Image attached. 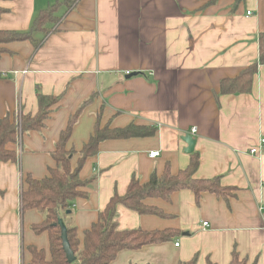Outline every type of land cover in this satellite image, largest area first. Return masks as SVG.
<instances>
[{
	"label": "crops",
	"instance_id": "0c3cea01",
	"mask_svg": "<svg viewBox=\"0 0 264 264\" xmlns=\"http://www.w3.org/2000/svg\"><path fill=\"white\" fill-rule=\"evenodd\" d=\"M65 0H0V31L24 32L38 14ZM63 6L59 26L34 33L35 41L4 45L0 55V121L37 115L38 95L58 96L41 131L20 132L8 146L16 162L0 165V264H30V246L51 258L49 233L38 234L46 213L21 212V193L30 174L37 180L56 167L53 154L70 119L79 117L68 149L80 152L101 127L130 124L157 129L145 138L102 141L81 170L95 178L75 201L64 222L81 242L115 195L131 180L146 184L169 164L173 175L200 156L195 178H220L227 198L177 191L168 200L147 198L164 213L139 215L120 205V230L178 231L171 241L124 250L111 264H231L232 254L247 264H264V65L247 94L221 95V82L259 59L264 33V0H80ZM248 12H251L249 15ZM66 13V14H65ZM39 47L37 48V45ZM129 73V74H127ZM101 116V117H100ZM196 128V134L191 129ZM197 140L185 153L187 135ZM259 147L262 158L249 150ZM159 152L156 158L150 153ZM79 158L75 155L72 166ZM208 222L207 227L203 223ZM178 242L179 246L176 247Z\"/></svg>",
	"mask_w": 264,
	"mask_h": 264
},
{
	"label": "trees",
	"instance_id": "16d2710c",
	"mask_svg": "<svg viewBox=\"0 0 264 264\" xmlns=\"http://www.w3.org/2000/svg\"><path fill=\"white\" fill-rule=\"evenodd\" d=\"M79 1L65 0L57 2L48 9L41 11L33 21L29 31H0V55L8 53L4 45L24 41L35 43L34 33L43 32L45 39L50 33L49 29L59 26L61 17L58 16V12L60 9L65 6L66 13H68ZM215 1L212 0V3ZM4 13H6L5 10L0 8V19ZM258 43L260 49L258 61L238 76L223 80L220 86L221 95L247 94L252 91L258 66L264 65V33H260ZM39 45H37V48ZM3 77L5 76L0 72V79ZM37 100L39 103L37 115L26 114L21 118L19 124L10 115L0 121V165L2 162L17 161L15 151L9 150L8 146L17 140L20 132L41 131L50 116L52 107L60 102L58 96L53 97L43 94L38 95ZM79 114L77 112L70 119L67 129L60 135L53 154L56 167L49 170L50 175L43 178V180H37L29 174L25 179L26 188L22 191L20 199L21 212L23 214L35 209L41 213H46L45 221L42 224L33 225L32 228L38 234L44 233V231L48 232L51 247V258L47 259L44 250L30 246L29 251L32 254L30 264H111L121 251L140 250L148 245L162 244L173 240L179 234L178 231L172 230L145 231L140 228L120 230L117 223L118 207L120 205L130 211L137 212L139 215L162 216L164 213L160 210L145 205L147 198L168 200L171 195L181 190L192 191L198 201L201 194L206 192L224 198L231 195L232 189L222 186L220 178L205 180L195 178L200 156L194 152L191 154L189 166L176 175L172 174L169 164H166L161 177L154 173L146 184H141L140 181L133 178L127 193L124 196L117 194L111 198L110 203L99 214L98 222L88 229L81 242L76 228L68 226L64 220L72 214L77 199L87 198L88 193L85 190L95 181V178L87 181H82L80 178L81 170L87 160L97 155L102 141L151 137L155 135L157 129L150 126H137L133 123L123 129H111L107 126L101 127V118H98L94 135L84 148L77 152L73 148L68 149V142ZM75 155H78L79 160L77 165L73 167L72 160ZM61 220L66 226L68 241L76 256L74 263L67 261L64 247H62V232L59 225ZM197 260L198 258L195 256L192 261L180 264H196ZM207 264L215 263L209 259ZM231 264H247V260L242 259L238 252L234 251Z\"/></svg>",
	"mask_w": 264,
	"mask_h": 264
},
{
	"label": "water",
	"instance_id": "95a60500",
	"mask_svg": "<svg viewBox=\"0 0 264 264\" xmlns=\"http://www.w3.org/2000/svg\"><path fill=\"white\" fill-rule=\"evenodd\" d=\"M182 140H184V142L187 144L185 153L190 154L194 152L197 140H195L190 134L183 137ZM59 225L61 227V232H62V235H61L62 236V247H64L67 261H69L70 263H74L76 260V256L74 252L72 251V248L70 247V244L68 241V232H66V226L62 220L59 222Z\"/></svg>",
	"mask_w": 264,
	"mask_h": 264
},
{
	"label": "built area",
	"instance_id": "2783aa9c",
	"mask_svg": "<svg viewBox=\"0 0 264 264\" xmlns=\"http://www.w3.org/2000/svg\"><path fill=\"white\" fill-rule=\"evenodd\" d=\"M248 14L250 15L251 12H248ZM127 74H129V73H127ZM191 132H192V134H196L197 129H196V128H192V129H191ZM260 145H261L262 147H264V137H263V139L261 140ZM249 152H250L252 155H254L255 157H257L258 159H261V158H262L263 153H262V150H261L259 147H253V148H251V149L249 150ZM158 154H159V152H152V153H150V156H151L152 158H156V157L158 156ZM263 210H264V207H262V211H263ZM207 226H208V222L203 223V227H207ZM176 244H177L176 247H178V246H179L178 242H177Z\"/></svg>",
	"mask_w": 264,
	"mask_h": 264
},
{
	"label": "rangeland",
	"instance_id": "374dc122",
	"mask_svg": "<svg viewBox=\"0 0 264 264\" xmlns=\"http://www.w3.org/2000/svg\"><path fill=\"white\" fill-rule=\"evenodd\" d=\"M14 119H15L16 123H18V124H19V123H20V121H21V120L19 121V119H20V115H18V116H15V118H13V120H14Z\"/></svg>",
	"mask_w": 264,
	"mask_h": 264
}]
</instances>
